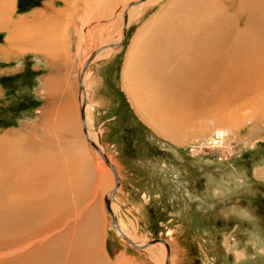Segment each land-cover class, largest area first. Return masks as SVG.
<instances>
[{
    "label": "bare ground",
    "instance_id": "6f19581e",
    "mask_svg": "<svg viewBox=\"0 0 264 264\" xmlns=\"http://www.w3.org/2000/svg\"><path fill=\"white\" fill-rule=\"evenodd\" d=\"M61 1L69 2L70 12L58 29L54 20L56 10L52 9L54 0L25 13H16L17 0H0V33H6L0 52L4 56L11 52L40 53L50 62L62 52L59 62L65 66L69 59L66 30L80 0ZM127 1L132 4L127 7L128 3H124L118 15L126 11V28L152 0ZM83 2V10L92 15L97 4L105 6L107 0ZM207 2L177 0L179 18L166 15V25L150 28L149 24L159 16L156 13L139 28L141 37L133 38L123 62L121 90L136 116L174 144L183 145L199 138L192 144L193 152L205 147L207 151L221 153L225 141L232 138L233 130L242 121L234 113L233 101L252 92L253 103L259 108L251 114L246 112V119L264 115V0H219V5H224V15L220 10L219 17L214 15L213 3L205 10ZM229 5L235 6L232 11L227 10ZM191 8L193 12L184 15ZM218 22H224V27ZM173 24L179 26L173 29ZM122 39L121 25L115 42L99 52L96 49V58H105L118 50L120 45L114 44ZM42 82L46 90L59 93V103L48 105L40 124L26 126L29 133L0 131V264H143L142 259L138 261L129 254L133 248L127 241L120 240L122 243L113 250L115 258L110 257L104 219L107 208L102 203V197L105 200L110 195V209L119 229L133 242H144L124 227L125 222L117 216L121 198L116 193L123 190L124 179L131 182L135 173L92 133H98L93 128L94 110L86 103L83 88H78L76 97L67 76H46ZM77 104L84 105L86 133L80 125ZM35 127L43 133L41 139H34L41 137ZM83 134L86 141L93 140L107 153L120 182L116 193L111 194L115 177L110 166L89 141L94 150L86 146ZM44 136L49 142L43 145ZM261 169L257 172L259 177L264 174V167ZM125 219L128 225L130 220L135 223L131 217ZM142 248H146L154 264L165 263L166 249L162 243ZM172 258L174 261L175 255L170 251L169 264Z\"/></svg>",
    "mask_w": 264,
    "mask_h": 264
},
{
    "label": "rangeland",
    "instance_id": "374dc122",
    "mask_svg": "<svg viewBox=\"0 0 264 264\" xmlns=\"http://www.w3.org/2000/svg\"><path fill=\"white\" fill-rule=\"evenodd\" d=\"M80 1L66 30L69 59L65 66L59 62L62 52L51 62L40 53L19 55L11 52L5 57L0 52L1 132L10 129L29 133L26 126L40 124L41 114L46 112L48 105L59 103V93L43 88L42 80L46 76H67L71 82L69 86H73L77 97L78 75L83 63L92 51L98 49L99 52L110 47L107 44L115 42L123 23V12L122 16L118 15L122 5L128 1L107 0L103 7L97 4L92 15L83 10L84 2ZM43 2L17 0L16 13L28 12L42 6ZM68 3L61 0L53 2L58 29L70 12ZM210 3H213L215 17L220 16L217 15L220 10L224 15V5H219V0H208L205 10L209 9ZM177 6V0L149 1L140 9L141 15L131 19L119 49H114L105 58H96L95 55L84 72V97L86 103L93 106V128L98 131L92 133L100 138L102 145L107 144L112 155L128 166L133 158V163L140 168L136 170V181L126 182L124 179L123 190L120 191L122 195L115 192L121 198L117 216L122 218V223L125 222L124 227L143 241L153 238L175 240L171 243V254L175 255L172 264H264V174L251 178L253 171H261L264 167V115L257 114L255 120L251 117L246 119L248 113L258 111L259 107L252 100L255 94L249 92L247 97L232 102V107H236L234 113L242 121L233 130L232 138L225 141L222 152L214 149L207 151L204 147L196 153L191 147L199 138L190 139L183 145L174 144L136 116L121 90L123 62L133 38L141 37L139 28L156 13L159 16L156 22L149 24L150 28L161 23L166 25V15L179 18ZM234 7L229 5L227 10L232 11ZM185 12L184 15L190 14L193 9H186ZM186 23L190 25L189 21ZM218 23L224 27V22ZM177 24H173L172 28H177ZM5 37V32L0 33V45H5ZM79 108L77 104V115L80 117ZM35 128L41 137L34 139H41L43 133ZM210 134L207 133V136ZM88 137L91 138L90 135ZM83 139L86 146L94 150L84 134ZM43 140V145L49 142L47 137ZM128 173V168H125L126 176ZM96 182L94 178L93 184ZM102 203L106 210L104 197ZM104 216L108 233L106 245L110 257L114 259V248L122 243L120 240H126L112 227L107 210ZM128 217L135 223L130 220V224H126L128 220L125 218ZM131 247L133 249L128 252L136 256V260L154 264L145 252L146 248ZM140 252L141 256L137 254Z\"/></svg>",
    "mask_w": 264,
    "mask_h": 264
},
{
    "label": "water",
    "instance_id": "95a60500",
    "mask_svg": "<svg viewBox=\"0 0 264 264\" xmlns=\"http://www.w3.org/2000/svg\"><path fill=\"white\" fill-rule=\"evenodd\" d=\"M131 4H132V2H129L127 7H129ZM126 24H127V13H126V11H124L123 23H122L123 39H124L125 31H126ZM120 43H122V42H120ZM120 43H115L114 45L115 46L121 45ZM96 53H97V50H94V51H92L90 53V55L88 56V58L86 59L84 65L82 67V71L78 75V88H79V90H82V88H83V84H82L83 72H84L86 66L92 61V59L94 58ZM83 108H84V105L83 104L80 105V108H79L80 109V121H81V126H82V129H83V132L86 133V122H85L84 109ZM88 141H89L90 144H92L94 146V148H96V150L100 153V155L103 158V160L110 166V168H111V170L113 172V175L115 177V186H114V188L111 191V194H112V193H114L117 190V187L119 185V180H118V176H117V173L115 171V168L113 167L112 164H110V162L108 161L106 155L99 149V147L97 145H95V143L92 140L88 139ZM110 201H111V196L110 195L106 196L105 205H106V208H107V210H108V212H109V214L111 216L112 225H113L114 229L116 230V232L122 238H124L127 242H129L130 244H132V245H134L136 247H141L142 248L144 246H148V245L153 244V243H162L164 245L165 249H166V257H165V263L164 264H169V253H170V250H169V246H168L167 241L165 239L153 238V239H149V240H144V242H142L141 244L133 242L117 226L116 217H115V215H113V213H112V211L110 209Z\"/></svg>",
    "mask_w": 264,
    "mask_h": 264
},
{
    "label": "flooded vegetation",
    "instance_id": "af4514ba",
    "mask_svg": "<svg viewBox=\"0 0 264 264\" xmlns=\"http://www.w3.org/2000/svg\"><path fill=\"white\" fill-rule=\"evenodd\" d=\"M118 137V136H117ZM116 137V138H117ZM132 160H133V158H132ZM131 159H130V162L128 163L129 164V167L132 169V171L135 173V177H133L132 178V183L134 182V181H136V170H140V168L138 167V165H136V164H134L133 162L134 161H132ZM128 166V165H127ZM144 207H145V205H143ZM170 240H172V239H170ZM168 243H169V246H170V251H172V246H171V243L173 242V241H175V240H172V241H168V240H166Z\"/></svg>",
    "mask_w": 264,
    "mask_h": 264
},
{
    "label": "crops",
    "instance_id": "0c3cea01",
    "mask_svg": "<svg viewBox=\"0 0 264 264\" xmlns=\"http://www.w3.org/2000/svg\"><path fill=\"white\" fill-rule=\"evenodd\" d=\"M46 1H47V0H44V2L42 3V6H41V7L44 6V4H45ZM256 177H257V172H256V171H253V172H252V175H251V178H256Z\"/></svg>",
    "mask_w": 264,
    "mask_h": 264
},
{
    "label": "trees",
    "instance_id": "16d2710c",
    "mask_svg": "<svg viewBox=\"0 0 264 264\" xmlns=\"http://www.w3.org/2000/svg\"><path fill=\"white\" fill-rule=\"evenodd\" d=\"M19 5V4H18Z\"/></svg>",
    "mask_w": 264,
    "mask_h": 264
}]
</instances>
